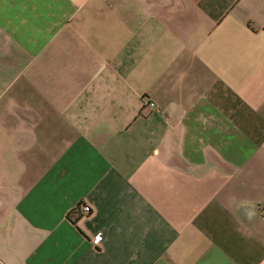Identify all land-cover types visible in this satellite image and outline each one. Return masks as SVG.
I'll use <instances>...</instances> for the list:
<instances>
[{"label":"crops","instance_id":"crops-1","mask_svg":"<svg viewBox=\"0 0 264 264\" xmlns=\"http://www.w3.org/2000/svg\"><path fill=\"white\" fill-rule=\"evenodd\" d=\"M0 264H264V0H0Z\"/></svg>","mask_w":264,"mask_h":264},{"label":"built area","instance_id":"built-area-1","mask_svg":"<svg viewBox=\"0 0 264 264\" xmlns=\"http://www.w3.org/2000/svg\"><path fill=\"white\" fill-rule=\"evenodd\" d=\"M144 105L145 106L148 105L149 107H152V108H155V106H156L154 102H150V101H145L144 102ZM80 208H81V214H82V216H87L88 214L91 213V209H90L89 206H82ZM73 212L71 213V215L73 214ZM102 240H103V236L102 235H97V237H95V239H94L93 242H94L95 245H100V243L102 242Z\"/></svg>","mask_w":264,"mask_h":264},{"label":"trees","instance_id":"trees-1","mask_svg":"<svg viewBox=\"0 0 264 264\" xmlns=\"http://www.w3.org/2000/svg\"><path fill=\"white\" fill-rule=\"evenodd\" d=\"M77 211H81V208L79 207L76 211L73 212L72 216H74V214L76 215ZM78 218V217H77ZM76 217H74V219H77Z\"/></svg>","mask_w":264,"mask_h":264}]
</instances>
